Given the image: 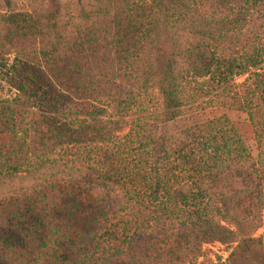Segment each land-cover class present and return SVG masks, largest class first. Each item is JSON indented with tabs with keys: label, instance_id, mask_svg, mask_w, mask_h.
<instances>
[{
	"label": "trees",
	"instance_id": "1",
	"mask_svg": "<svg viewBox=\"0 0 264 264\" xmlns=\"http://www.w3.org/2000/svg\"><path fill=\"white\" fill-rule=\"evenodd\" d=\"M80 16L63 14L59 4L46 37L37 27L16 32L20 41L32 34L45 41L37 55L23 52L32 61L23 58L25 78L15 100L42 112L32 113L30 123L31 112L16 103L0 107V176L23 169L18 158L28 151L40 162L68 144L104 149L106 169L87 179L107 198L86 201L79 183L63 184L61 200L39 210L91 231L129 207L130 201L113 195L111 180L118 170L112 150L122 143L136 150L141 164L129 172L146 194L138 208L139 235L170 229L168 241L181 251L192 249L194 240L198 249L202 242H232L256 230L264 210V0H123ZM244 73L243 82L231 83ZM197 79L216 91L220 105L248 115L256 155L227 121L166 131L198 98L191 88ZM148 85L157 91L158 111L119 135L127 124L101 117L96 104L117 109ZM27 213L41 214L26 204L13 216Z\"/></svg>",
	"mask_w": 264,
	"mask_h": 264
},
{
	"label": "rangeland",
	"instance_id": "2",
	"mask_svg": "<svg viewBox=\"0 0 264 264\" xmlns=\"http://www.w3.org/2000/svg\"><path fill=\"white\" fill-rule=\"evenodd\" d=\"M122 1L0 0V107L16 103L31 112L30 123L32 113L42 112L40 106L21 104L15 100L21 92L17 90V86H21L25 78L23 58L32 61L23 52L32 51L37 55L39 48L44 46L45 41L43 44L40 37H46V24L51 23L57 5L60 4L63 14L80 20V15L90 14L95 5L109 4L115 7ZM130 1L134 5L150 2ZM32 27H37L43 35L32 34L22 41L17 39L16 32ZM39 63L40 60L36 67L40 66ZM248 76V73L236 76L231 83L239 84ZM197 80V83H191V88L197 90L198 98L185 105V115L178 122L167 125L166 131L204 120L227 121L236 129L252 154L256 155L248 115L220 105L215 98L216 91L203 89L207 85L202 84V79ZM201 89L202 92L199 93ZM202 93L206 94L200 95ZM132 97L128 101L121 100L117 109L106 104H96V110H102L101 117L127 124L119 132L121 136L127 133L134 121L148 120L153 112L158 111L159 102L154 87L148 85ZM117 145L112 150V156L117 161L114 168L118 169L115 174L111 171L114 176L111 179L115 189L113 195L130 201L129 207L107 222H98L99 225L91 231H79L76 228L77 222L62 219L60 215H56V218L52 215L45 217L39 210L48 208L51 200H61L58 186L63 184L79 183L81 196L86 201H92L96 197L107 198L105 193L97 192L92 187L93 183L87 179L88 176H102L106 169L104 149H96L97 145L92 143L68 144L64 148H57L49 160L40 162L31 158V151L25 156L19 155L18 159L24 162L23 169L13 175L0 176V264H264V210L260 226L248 236L238 235L232 242L226 243L202 242L198 249L196 240L193 241L192 249H176L168 241L173 238H168L172 231L170 229L159 232L147 230L139 235L140 229L135 228L142 218L138 208L143 206L142 196L145 200L146 194L143 195L142 186L136 179L130 178L129 172L140 169V159L135 149L122 143ZM33 146L30 143L27 147L32 150ZM29 157L30 160L27 159ZM26 204H31L34 212L41 214L34 217L28 213L13 216L16 210H24ZM126 230L130 231L125 233Z\"/></svg>",
	"mask_w": 264,
	"mask_h": 264
}]
</instances>
